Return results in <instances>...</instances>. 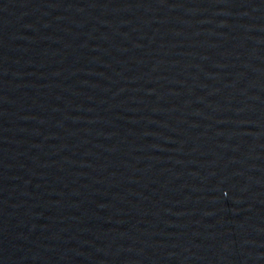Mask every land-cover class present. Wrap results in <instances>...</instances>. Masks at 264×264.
I'll use <instances>...</instances> for the list:
<instances>
[{"label":"water","instance_id":"water-1","mask_svg":"<svg viewBox=\"0 0 264 264\" xmlns=\"http://www.w3.org/2000/svg\"><path fill=\"white\" fill-rule=\"evenodd\" d=\"M0 264H264V0H0Z\"/></svg>","mask_w":264,"mask_h":264}]
</instances>
